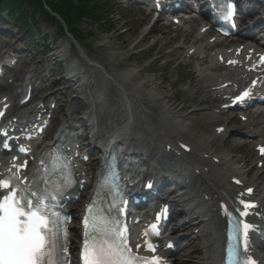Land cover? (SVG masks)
<instances>
[{
  "label": "bare ground",
  "instance_id": "bare-ground-1",
  "mask_svg": "<svg viewBox=\"0 0 264 264\" xmlns=\"http://www.w3.org/2000/svg\"><path fill=\"white\" fill-rule=\"evenodd\" d=\"M193 23L199 22L193 21ZM148 36L149 33L146 34L145 38L147 39ZM199 40H201V38ZM178 54H181L180 50ZM218 55L219 54H216L215 60H217ZM110 57L116 58L113 54L110 55ZM194 58L197 60L198 65L192 68L188 74L191 78L198 76L201 78L198 84L195 85L196 91L191 93L196 95L195 98H197V95L201 92H210L212 97L222 98V91H217V93H215L210 89L217 88L229 81H233V84L238 83L239 78L230 77L231 74L228 72H224L221 76H216L214 74L213 71L221 67L218 66L216 61L214 62L210 59L211 55L204 56L201 59L197 57ZM207 60H209V64ZM205 65L208 67L202 68ZM79 66L81 68H79ZM79 66H71V71L79 73L80 77H85V81L83 80V82H80L77 88L81 89L83 86L91 87L96 91L95 95L97 100L105 101L106 93L104 96L103 94L105 91L103 92V90L107 87L106 82L110 79L102 78L101 81H99L100 83H90L89 65L82 60ZM120 66L122 67L123 64H120ZM119 72L121 73V77L128 73V81L125 82V84L123 82L120 83L121 90L126 93L129 100L128 102L126 98L127 103L129 105L130 103H134V106H137L138 103L145 104L146 100H148L149 105L146 113L142 116V119H140V117H135L129 112L127 108L128 105L126 103L123 104V101L122 103L119 101L121 107L122 104L126 107L125 110L122 109L118 114L111 113L114 116L111 117L109 113H104L100 108V110H96L98 112V120L104 121L106 119L107 121V118H111L114 120L111 125L119 126L113 138L118 140L119 158L121 160H128L127 158L131 160V162L128 161L123 163L126 168L137 172V170H139L138 167L141 166L140 164H145V162H143L144 160L151 162L153 160L155 161V159L158 160L159 157L160 163L164 165V167L170 165L171 172L174 174L171 175V177H177L183 183L181 187L183 193H185L186 201L188 202L186 204L188 205V209H186L188 211L187 215L194 219L195 214L199 213L203 223H205L201 225V234L203 235L201 260L196 264H216L217 256L219 257V244L222 242V232H220V230L223 226V220L219 217V210L221 209L222 203L227 202L228 199H233L234 196L238 197L241 192L231 185V180L234 177H242L248 186L256 187L258 194L254 196L255 200L259 202L260 207H263L264 167L262 169H256L255 175L249 177L250 173L247 171V168L243 166L242 160L238 161L236 157H231L227 153L216 150L214 148L215 145L221 141L219 136H217L215 132L211 135H202L197 132L198 130L192 126V123L188 119V115L185 114L186 106L181 104L183 107H180V104H178L174 96L168 97L166 95L165 91L167 86L164 80H153L151 81L152 86L147 87L149 80L139 77V73L134 66L127 67L125 71L119 70ZM74 76L75 75H68L67 78H73ZM238 76H240V74H238ZM112 77H116L115 79L118 80V73H112ZM74 78L78 77L76 76ZM220 80L224 81L219 82ZM24 81L25 79L22 77L19 79V83L12 87L8 82L0 80V95L9 98V102L12 103V108L10 110L12 114L23 108H26L28 111L31 110L29 105L23 106L21 105V100L19 101L20 97L24 95V91L22 92ZM143 85L146 88L143 87ZM13 88H15V90ZM132 89H134V91ZM21 99L23 98L21 97ZM158 102L162 105L158 106ZM197 103L202 104L203 101L199 100L196 104ZM223 115L224 111H214L212 117L209 118L208 121L202 122L198 120L201 123L196 122L195 124H198L201 128L199 130H202V128H211L213 125L217 124V121L220 122V125L217 127L224 126L225 124L222 122L224 121L222 119ZM155 117H157L159 121H157V119L155 120ZM72 122L78 123L80 120L77 119ZM83 126L86 128L84 139L90 136H93L94 139L104 138L105 134L108 133L107 130L112 128V126L104 127L105 130L99 129L98 131L92 132L88 122L83 123ZM251 127L252 125L247 129ZM249 134L251 136V141L255 144L259 143L262 139V135L257 131H250ZM81 137L82 136H80L79 139ZM68 140L71 142L73 138L68 137ZM181 140H186L191 143L194 146L195 154L191 153L190 156L184 155L183 158L177 160V154H179L176 153L177 142ZM36 146L37 142L34 143V148ZM167 146L172 148L171 151L167 152L169 148H167ZM103 147L108 148L109 146L104 145ZM162 148L163 150L165 148V153ZM96 150L101 152V149L97 147L91 148L92 152ZM149 152H153L154 154V158L151 160H149L147 155ZM250 158L255 159L256 155L252 154ZM217 159L220 161L219 164H216ZM92 161V165L96 166L99 160L97 156H95ZM172 161L175 162L174 164L176 166H172L171 163H169ZM87 166L88 165H86L85 170H82L81 174H84V179L89 181L91 173L90 170H87L89 169ZM141 169H143V166ZM155 175L156 173L151 172L150 178H153ZM261 225V230L264 231V221L261 222ZM255 240L256 243L252 251L254 254L256 253L258 255L264 264V235L260 234L256 236ZM167 257L172 264H174L172 258L169 256Z\"/></svg>",
  "mask_w": 264,
  "mask_h": 264
},
{
  "label": "rangeland",
  "instance_id": "rangeland-1",
  "mask_svg": "<svg viewBox=\"0 0 264 264\" xmlns=\"http://www.w3.org/2000/svg\"><path fill=\"white\" fill-rule=\"evenodd\" d=\"M109 9L106 13V20L102 23H91V22H85L80 26V30L82 33V36L84 37L85 41H82L83 46L87 47L88 50H84L83 53H85V58L82 56V53L80 50H78L75 46H71L75 54L72 58V63H75V61H81V58L84 59L85 62L92 61V62H99L103 63V65L106 66L108 63V73L112 70H115L118 66V63H123V67H132L134 66L135 69L138 71V75L141 78H147L149 80V83L147 84V87H151L152 83L151 81L157 80L161 81L164 80L167 89L165 91L166 95L168 97L175 96V99L178 101V104H180V107H183L181 104L185 105V111L186 113H189L194 110L191 106H188L191 103V100L193 98V94H191L193 91L190 89H187L189 84V77L186 75V79L184 83H181L179 85H176L177 73L180 71L188 72L189 69L182 66L181 60L184 59L183 55H176V45L179 42L180 35L176 37L172 33H169L163 28L165 32H161L159 35H155L152 37L149 35L147 39H145L144 33H146V30L148 28L146 27L147 22L143 20L142 13L139 11V9L136 6H130L127 4V0H109L108 4H106ZM108 18V19H107ZM39 25L37 27V30L32 33V37L29 38L27 41L20 43L21 38L18 39H8V40H1L0 41V50H2L0 53L4 55H8V53L12 52L15 49L24 48L27 50L26 47L27 42L32 41L38 47L39 44L43 45L42 39L46 38L45 45L49 46L50 48H53V46H68L70 42H67V40H61L57 41L56 44L54 43L53 38L57 37V28L54 25L44 24L39 21ZM107 22V23H106ZM7 30H11L14 33H16L17 36V29L12 27H7ZM196 32V31H195ZM13 34V33H11ZM15 36V37H16ZM182 37H185L184 34L181 35ZM17 38V37H16ZM161 38V40H160ZM57 39V38H56ZM154 41L156 42V45L152 47ZM7 45L8 48L5 51H3L2 48ZM40 46V45H39ZM152 47V49H151ZM40 48V47H39ZM140 49H149L147 53L137 55V52L140 51ZM10 51V52H7ZM36 53V52H35ZM26 53L24 56H27L30 54L29 58H33L39 53ZM41 53V52H40ZM12 54V53H10ZM117 55L116 58L110 57V55ZM42 56V54H41ZM39 56L36 60L37 62L43 61L44 58ZM144 56V57H143ZM163 58L162 62L156 61L154 63H150L154 58ZM28 58V59H29ZM148 58L150 60H148ZM29 60H26L27 63ZM168 63V66L163 65L164 63ZM70 63V60L63 62V67L66 69ZM20 66H22V63H20ZM91 72V83L99 82L100 79L103 78L102 73L99 69H91L89 68ZM41 71V67H40ZM42 72V71H41ZM44 75H46V72H42ZM53 80V79H52ZM56 85H67L64 83L61 78L54 80ZM100 83V82H99ZM175 83L176 86L173 90L171 86H173ZM188 85V86H187ZM106 86L109 88H113L112 84L108 81L106 82ZM193 89V88H192ZM194 90V89H193ZM86 93L88 94V89H85ZM65 92V93H64ZM112 93H114L112 91ZM66 92V89L60 91V101L59 104L60 110L58 111L60 114L62 111H64L63 105H69L65 99L66 98H73V93ZM66 95V96H65ZM121 97H115L110 96V98L107 100V103L103 105L104 110L111 115V117H114L111 113L118 114L122 107L119 104ZM122 100V99H121ZM67 103V104H66ZM215 104V101H213V105ZM190 107V108H188ZM88 107H86L87 109ZM90 109V108H88ZM197 119L199 121H206L207 119L201 115H197ZM237 119H235V122ZM102 124L105 126L108 122L107 121H101ZM199 123V122H198ZM194 127L196 129H201L198 124L194 123ZM209 132L210 130H198V132ZM236 137H232L230 139L225 140V150L227 153H236L233 150L237 147H244V152H241L239 154H235L234 156L243 159L246 161V165L250 169V161H249V152L251 150L250 146L246 144L245 141L242 140L243 143H239L238 145H232L233 141H235ZM74 210H78V207L75 206ZM192 231V229L186 230V233H189ZM190 253V260L191 263H198L201 258L202 254V239L200 236L198 237H190L189 240L185 243L183 247V254ZM178 254V253H177ZM179 255V254H178ZM182 255V254H181ZM188 259V258H185ZM187 263V262H186Z\"/></svg>",
  "mask_w": 264,
  "mask_h": 264
},
{
  "label": "snow or ice",
  "instance_id": "snow-or-ice-1",
  "mask_svg": "<svg viewBox=\"0 0 264 264\" xmlns=\"http://www.w3.org/2000/svg\"><path fill=\"white\" fill-rule=\"evenodd\" d=\"M248 95L245 92L238 100L243 101ZM64 167L61 163L57 171L62 172ZM71 183L67 177H62L59 187L52 185L37 193L0 179V189L8 190V194L0 198V264H68L67 218L62 217L55 210L57 205L50 201L62 195ZM251 206L245 205L246 208ZM84 223L83 264H141L131 255L123 233L116 226L95 217L86 218ZM244 228L246 237L250 225L245 224ZM228 252L229 257H233L237 249L230 244ZM243 264L252 262L245 260Z\"/></svg>",
  "mask_w": 264,
  "mask_h": 264
},
{
  "label": "trees",
  "instance_id": "trees-1",
  "mask_svg": "<svg viewBox=\"0 0 264 264\" xmlns=\"http://www.w3.org/2000/svg\"><path fill=\"white\" fill-rule=\"evenodd\" d=\"M0 0V14L5 9L16 20L17 24L27 26L28 14L24 12L25 6L34 7L42 12L48 20H54L46 11L45 6L50 7L56 12L75 33V25L85 18H99L103 10H98L100 4L95 0Z\"/></svg>",
  "mask_w": 264,
  "mask_h": 264
}]
</instances>
